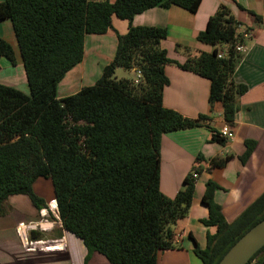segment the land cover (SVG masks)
Segmentation results:
<instances>
[{
	"label": "trees",
	"instance_id": "1",
	"mask_svg": "<svg viewBox=\"0 0 264 264\" xmlns=\"http://www.w3.org/2000/svg\"><path fill=\"white\" fill-rule=\"evenodd\" d=\"M201 0H3L0 20L12 24L29 94L0 84V213L11 195H26L35 207L44 201L33 191L37 178L50 180L60 229L79 239L85 261L101 255L109 264H157V252L174 247L172 225L186 216L194 188L195 166L173 198L159 188L161 137L195 127L188 118L163 105L168 84L166 64L190 70L209 81L208 103L222 105L232 123L239 97L247 86L235 83L233 71L241 52L238 22L221 5L208 17L196 40L212 47L187 56L183 63L168 58L160 41L166 30L128 26L117 36L112 60L96 82L58 99L56 88L83 57L86 34H102L116 17L131 18L151 7L176 5L195 12ZM255 19H259L255 15ZM226 53L219 55L218 46ZM15 61L10 44L0 38V58ZM117 68L134 69L138 80L116 78ZM212 137L225 139L217 132ZM226 140V139H225ZM240 160L248 158L254 141L246 140ZM228 160L212 158L210 166ZM208 181L202 201L207 205L206 246L194 252L202 264H217L228 248L264 218V191L233 221L227 222L213 200ZM55 203V201H54ZM31 237H38L32 232ZM245 264H264V246Z\"/></svg>",
	"mask_w": 264,
	"mask_h": 264
},
{
	"label": "crops",
	"instance_id": "2",
	"mask_svg": "<svg viewBox=\"0 0 264 264\" xmlns=\"http://www.w3.org/2000/svg\"><path fill=\"white\" fill-rule=\"evenodd\" d=\"M221 5L235 17L238 29L247 34L242 37L245 49L232 74L233 81L245 84L247 91L239 97V110L229 124L223 118L220 102L209 106L208 79L182 69L176 63L165 65L168 84L163 89V105L194 120L201 115L204 118L200 119L199 125L168 132L160 140L159 188L165 196L173 198L176 195L193 167L198 166L201 171L195 180L186 216L172 225L174 247L158 251L157 264H202L194 250L196 247L203 249L207 234L216 231L215 226L203 223L208 216L207 205L202 201L208 181L215 185L213 200L220 206L227 222L233 221L264 191V0H201L195 12L171 5L143 10L130 22L112 17L111 28L105 33L84 36L81 61L65 74L56 88V96L60 99L93 85L113 58L117 36L125 33L129 24L164 28L166 37L160 41V47L165 49L169 59L179 64L189 55L210 52L212 47L197 41L196 35ZM255 15L259 19H255ZM0 38L12 46L15 57L13 63L6 57L0 58V84L29 94L8 19L0 20ZM218 49L225 52L226 48L221 45ZM124 71L135 73L134 69ZM133 77L120 78L135 79ZM224 125L231 129L233 137L220 142L212 137V133L220 134ZM246 140L254 141L255 145L248 158L241 161ZM224 157L228 160L221 166L208 163L212 158ZM51 189L50 180L37 178L33 183V191L45 204L54 199ZM44 206H33L21 194L9 196L1 205L0 264H109L97 253L85 261L86 250L82 242L60 229L57 210H49L56 218L49 222L51 213ZM32 232L38 237H31ZM51 240H57L56 244L64 242V246L46 247V242ZM27 243L32 247H25Z\"/></svg>",
	"mask_w": 264,
	"mask_h": 264
},
{
	"label": "water",
	"instance_id": "3",
	"mask_svg": "<svg viewBox=\"0 0 264 264\" xmlns=\"http://www.w3.org/2000/svg\"><path fill=\"white\" fill-rule=\"evenodd\" d=\"M55 205L57 208L56 200ZM264 246V218L245 231L223 254L217 264H245Z\"/></svg>",
	"mask_w": 264,
	"mask_h": 264
},
{
	"label": "built area",
	"instance_id": "4",
	"mask_svg": "<svg viewBox=\"0 0 264 264\" xmlns=\"http://www.w3.org/2000/svg\"><path fill=\"white\" fill-rule=\"evenodd\" d=\"M237 33L240 34L242 37L247 36L246 32H244V31H242V30H240V29H238V32H237ZM236 49H237L239 52H243L244 49H245V47H244L243 44H238L237 47H236ZM225 53H226V49H225V52H219V55H224ZM138 76H139V73H137V78H138ZM136 81H137V79L135 80V82H136ZM219 132H220L221 136L224 137L226 140H230V139H232V137H233V133H232L231 129H230L227 125H224V126L220 129ZM193 177H194V178H197V177H198V175L196 174V172L193 173ZM51 203H52V202H50V206L53 207V208H55V205H54V204L51 205ZM51 210H52V209H51ZM55 210H56V208H55ZM52 211H53V210H52ZM56 241H57V240H51V241H48V242H46V245H45V246H46V247H53V246L56 247V245H60V244H61V243L56 244ZM41 242L44 243L45 241H41ZM25 247H27V248L29 249V248H31L32 246L28 245V243H27Z\"/></svg>",
	"mask_w": 264,
	"mask_h": 264
},
{
	"label": "rangeland",
	"instance_id": "5",
	"mask_svg": "<svg viewBox=\"0 0 264 264\" xmlns=\"http://www.w3.org/2000/svg\"><path fill=\"white\" fill-rule=\"evenodd\" d=\"M10 23H11V22H10ZM10 46H11V45H10ZM17 47H18V46H17ZM11 48H12V46H11ZM12 50H13V48H12ZM132 75L135 77V80H136V79H137V80L139 79V78H137V73H136V72L133 74V73H130L129 71H124V70H122V69H117V70L115 71V77H116V78H120V77H131ZM134 77H133V78H134ZM48 190H49V188L45 190V191H46V194H48ZM51 190H52V189H51ZM52 191H53V190H52ZM37 192H38V191H37ZM34 193H35V191H34ZM39 193H42V194H43L44 192H43V191H42V192L39 191ZM35 194H36V193H35ZM21 195H23V194H21ZM36 195H37V194H36ZM24 196L29 200V198H28L26 195H24ZM37 196H38V195H37ZM44 196H45V195H44ZM38 197H39V196H38ZM53 200H54V199H51V200L48 201V203H46V204L44 203V205H45L44 207H46V209L48 210V212H50V211L52 212V210H55V208H53V207L50 206V202H52L51 205H53V204L55 205V203H54ZM29 201H30V200H29ZM32 205H33V204H32ZM33 206H34V205H33ZM42 206H43V205H42ZM51 209H52V210H51ZM49 210H50V211H49ZM55 211H56V210H55ZM51 212H50V213H51ZM55 219H56V218H54V217H53V214L51 213L50 216H49V218H48L49 222H50V221H54ZM63 243H64V242L61 243L62 246H64Z\"/></svg>",
	"mask_w": 264,
	"mask_h": 264
},
{
	"label": "clouds",
	"instance_id": "6",
	"mask_svg": "<svg viewBox=\"0 0 264 264\" xmlns=\"http://www.w3.org/2000/svg\"><path fill=\"white\" fill-rule=\"evenodd\" d=\"M196 180V179H195ZM54 201V200H53ZM55 208H56V205H55ZM56 210H57V208H56ZM58 212V211H57Z\"/></svg>",
	"mask_w": 264,
	"mask_h": 264
}]
</instances>
